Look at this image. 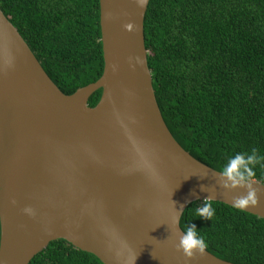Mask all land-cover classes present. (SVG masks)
Returning <instances> with one entry per match:
<instances>
[{"label": "water", "instance_id": "obj_1", "mask_svg": "<svg viewBox=\"0 0 264 264\" xmlns=\"http://www.w3.org/2000/svg\"><path fill=\"white\" fill-rule=\"evenodd\" d=\"M149 2L100 0L104 71L72 94L0 7V264H29L56 239L104 264H237L182 229L185 209L213 200L264 218V183L214 169L171 133L148 64Z\"/></svg>", "mask_w": 264, "mask_h": 264}, {"label": "trees", "instance_id": "obj_2", "mask_svg": "<svg viewBox=\"0 0 264 264\" xmlns=\"http://www.w3.org/2000/svg\"><path fill=\"white\" fill-rule=\"evenodd\" d=\"M0 7L64 93L102 76L100 0H0ZM144 26L156 98L175 139L216 170L264 183V0H150ZM101 95L100 88L89 105ZM180 224L224 260L264 264L258 215L197 200ZM29 264L104 263L56 239Z\"/></svg>", "mask_w": 264, "mask_h": 264}]
</instances>
